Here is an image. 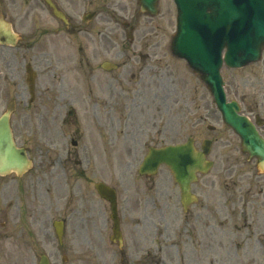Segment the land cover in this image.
Instances as JSON below:
<instances>
[{"label": "rangeland", "instance_id": "1", "mask_svg": "<svg viewBox=\"0 0 264 264\" xmlns=\"http://www.w3.org/2000/svg\"><path fill=\"white\" fill-rule=\"evenodd\" d=\"M80 4L82 5L81 12L93 9L96 11V15L90 22L84 24V31L79 36L76 33H71L69 29L57 33L51 28L50 32L41 37L42 40L50 41L52 47H57L55 50L51 47L46 48L49 52V61L46 64L48 68L40 65V72L46 74L47 72L62 71L72 75L71 78L76 77L77 73H81L85 69L78 64L80 54L77 49V40L89 41L90 44V40H96L99 46L98 64L100 65L105 59L113 60L120 65L123 63L122 67L111 71L114 77L123 78L126 76L130 86L145 90L140 100L136 99L130 104L124 99L119 100L111 110L115 120H129L140 126L138 153H131L125 157L116 155L113 159L112 182L120 193V206L126 205L127 208V217L123 221L125 236H129L133 232V223L128 214L139 216L147 213L151 216L152 203L147 205L145 200L155 190V193L159 191L161 194L160 198L164 204L166 219L157 222L156 228L150 222L153 218H148L145 221L144 231L150 232L145 246L148 252L147 264H153L155 258L161 254L168 264H182V253L185 255L187 264H258L254 253V240L249 234L252 231L253 208L251 195L248 192L252 186V175L256 167L254 162L245 159L242 155L239 138L231 130L224 133L226 126L222 122L220 112L206 84L185 60L172 54L171 40L177 24V9L174 0H159V13L155 16L138 15V0H96L94 3H90L91 7L87 1L80 2ZM38 6L44 8V13L50 20V27L57 26V22L49 14L45 4L40 3ZM21 9H24L21 0H16V2L14 0L0 1V11L5 12L7 17L15 15ZM125 19L132 23L133 20L138 22L133 38H128L126 35L128 29H125L122 24ZM34 20L40 21L42 24V19L39 16ZM31 29H33L32 26ZM58 45L62 48H59ZM73 45L76 46V49L72 47ZM125 45L126 50L123 51ZM121 49L122 53L118 55V51ZM24 65L20 67L22 77L19 80L21 86L17 90V95L12 89V83L10 85L3 78L4 76H0V113L4 111L7 103L3 96L9 92L8 98H14L17 101V109L12 117L15 125H18L17 121L25 116L31 121L30 125L34 126L35 137L31 138L34 134L29 135L25 132L23 136L18 135V142L23 144L22 140H24L31 146L34 143L42 145L44 140L50 141V139L44 125H40L43 128H39L41 131L44 129V133L42 132L40 135L36 133L37 120L40 118L38 112L41 111L40 100L36 98L33 102L29 101L30 93L27 91L24 81ZM98 72L101 74L105 70L99 66ZM263 74L264 55L259 61L242 68L224 67V79L230 81L234 87V80L248 82L247 85L237 88V93L229 91V98L241 97L245 93H249L248 98L254 97L251 95L255 88L254 79L263 76ZM142 75L143 79L141 80ZM78 87L83 91L84 87L81 84ZM155 91L158 94L156 101L154 100ZM78 92L80 95L84 94L79 90ZM114 92L118 94V86L114 87ZM108 97L109 95L103 94L98 101L99 114L103 118L107 116L105 101ZM208 102L210 122H203L202 118ZM74 107L79 112V118L82 119L83 105L75 102ZM142 120L152 125L149 127L150 133L145 130L148 124L140 122ZM208 123L214 125L216 129H209ZM116 130L118 131L116 136H123L121 130L124 128ZM189 136L195 139L198 147H201L204 138L211 137L215 140L210 155L215 161V166L210 172L202 174L194 184L193 190L199 194V202L193 205L185 215L180 202V188L170 169L163 165L153 178L147 179L138 173V167L150 145L181 142L187 140ZM124 145L126 144L118 143L115 147ZM118 152L119 150L116 148L115 154ZM43 164L42 162L41 165L35 167L41 168ZM232 165H234L233 170L237 175V181H230L225 175L227 171L224 168ZM103 177L100 174L97 176V178ZM142 180H146V182H142ZM150 199H153V196ZM235 199H241V203L237 207L224 205L226 200L233 201ZM223 206L227 216L222 215V222L218 223L217 220L215 223L217 210L222 209ZM208 209L213 216L209 231L211 240L209 250L204 251L200 246H197L194 237L197 229L202 225V219L198 218L197 212L208 211ZM67 212L70 217L67 214L64 216L68 221L69 228L65 232L63 240L69 248L67 250L68 264L101 263L103 260H97L93 255L96 253L94 247L91 249L96 238L90 240V232L84 229L85 224L84 220L79 217L80 213L77 211ZM57 217L56 214L52 215L51 221L46 223L50 231V240L49 245H44V251L48 253L53 264H60L63 254L58 249V241L53 227V221ZM99 227L108 231L106 224L101 227L99 222ZM188 232L191 235L189 241L185 239ZM109 241L106 238V242L109 243ZM165 241L171 243L170 249L163 250ZM36 243L34 245V264H38L39 254L42 252L37 241ZM107 245L109 247L107 246L102 256L104 264L132 263V257L129 258V262L128 257L120 255L115 250L116 246ZM161 245L162 250L160 249ZM20 260V256L6 252L0 243V264H18ZM157 264L164 263L162 259H158Z\"/></svg>", "mask_w": 264, "mask_h": 264}, {"label": "flooded vegetation", "instance_id": "2", "mask_svg": "<svg viewBox=\"0 0 264 264\" xmlns=\"http://www.w3.org/2000/svg\"><path fill=\"white\" fill-rule=\"evenodd\" d=\"M21 1L24 9L9 17L14 31L18 32L20 37L15 45H0V76H4L3 78L10 85L12 83V89L17 95V90L21 86L19 80L22 77L20 67L25 64L24 81L27 91L30 93L29 101L33 102L36 98L40 100L41 111L38 112L40 118L37 120L36 133L39 135L42 132L44 133V129L39 130V128H43L40 125H44L50 141L44 140L42 145L34 143L31 146L22 140L23 144H20V146L26 148L29 157L33 160L34 167L22 176L14 173L0 175V243L4 246L6 252L21 257L18 264H34V245L36 241L39 248L42 249L41 254L45 252L44 245H49L50 231L46 223L51 221V216L58 215L54 221L63 223L65 234L69 224L64 214L68 215L67 211H77V213H80L79 217L84 220V229L90 232V240L96 238V242L91 249L94 247L96 250L93 255L97 260H103L97 264H104L102 256L108 246L107 244L116 246L117 249L115 250L120 255L128 257L129 262V258L132 257V263L128 264H147L148 252L145 246L150 232L144 231L145 221L148 218H153L150 222L156 228L158 226L157 222L166 219L164 204L161 201L159 191L157 194L154 190L145 200L147 205L152 203L151 216L147 213L139 216L128 214L133 223V232L129 236H125L123 233V244L120 247L118 242L110 240L109 228L110 226L112 228L110 203L96 189V184L100 181L116 188L118 213L123 226V221L127 217V208L122 203V206H120V193L117 186L112 182L113 159L116 155L125 157L131 153H138L137 144L140 142L138 138L140 126L129 120H115L111 110L119 100L124 99L129 104L136 99L140 100L145 90L130 86L126 76L116 78L111 71L101 74L98 72V67L102 68V63L109 59L103 60L100 65L98 64L99 46L96 40H90L91 44L89 41L77 40V49L80 54L78 64L82 68L85 67V69L81 73H77L76 77L71 78L72 75L62 71L47 72L46 74L40 72V65L48 68L46 64L49 61V52L46 48L51 47L55 50L57 47H52L50 41L42 40L41 37L47 34L51 28L57 33L69 29L71 33L81 35L84 31V22L80 11L82 6L80 2L87 1L91 5L90 3H94L96 0H54L66 17L60 20L54 14H51L55 18L54 21L57 22L55 27H50V20L44 13V8L38 6L40 3L42 4V0ZM37 16L42 19V26H37L35 23L31 25L30 22L32 20L36 22L34 19ZM134 23L138 25V22L134 21ZM31 26L33 29L30 30ZM129 26L134 25L129 24ZM72 47L76 49L75 45ZM59 48H62V46ZM125 50L126 45L123 51ZM121 53L122 49L118 51V55ZM27 65L34 73L32 79L33 93H31L28 84ZM122 65L123 63L121 65L117 64L118 68ZM140 79H143V75ZM234 83L235 87L230 81H226L228 92L237 93V88L241 85H247L248 82L234 80ZM253 83L255 88H253L254 91L251 92V95H254V97L248 98L249 93H245L243 97H240L242 110L257 125L262 123L261 126H258V129L264 136V116L261 117L262 114L264 115V74L255 78ZM79 84L84 87L83 91L79 89ZM115 86H118V94L114 92ZM78 90L84 94L80 95ZM8 94L9 92L3 96L7 101L6 104L15 101L17 109L16 99L8 98ZM103 94L109 95L105 101L106 118L100 116L98 108L99 98ZM157 98L158 94L155 91L154 100L156 101ZM75 102L83 105V110H81L83 113L82 119L79 118V112L74 107ZM63 107L66 108L63 110ZM258 115H260V118H257ZM209 118L210 108L208 102L202 121H209ZM140 122L148 124L145 130L150 133L149 127L152 125L144 120ZM30 123L31 121L26 119L25 116L17 121L18 125H15L13 120L11 121L16 139L19 134L20 136L25 135V132L29 135L34 134L31 138L35 137L34 126ZM117 128H124V130H121L123 136H116ZM228 130L231 129L226 127L224 133ZM118 143H125L126 145L115 147ZM116 148L119 152L115 154ZM242 155L245 159L253 161L247 154L242 153ZM254 160L256 168L252 175V186L248 189L253 208L252 231L249 234L252 235L254 240L256 262L261 264L264 262V171L258 169L256 159L254 158ZM42 162L44 163L43 167H35L41 165ZM233 167L234 165L226 166L224 168L227 171L225 175L230 181H237V175H235ZM99 174L104 177L97 178ZM150 178H153V176ZM142 182H146V180H142ZM152 196L153 199H150ZM240 203L241 199L226 200L224 205L226 207L231 205L237 207ZM197 213L198 218L202 219V225L197 229L194 241L202 250H209L211 240L209 231L213 216L210 214V209ZM222 215L227 216L224 212V206L222 209L217 210L215 223L217 220L218 223L222 222ZM68 217L70 216L68 215ZM99 222L101 227L106 224L108 231L100 228ZM140 224L143 226L140 227ZM106 238L110 240L109 243L106 242ZM190 238L191 235L188 232L185 239L189 241ZM58 249L66 254L69 248L63 241L58 244ZM160 249L162 250V245ZM158 259H162V254L155 258L153 264H157Z\"/></svg>", "mask_w": 264, "mask_h": 264}, {"label": "water", "instance_id": "3", "mask_svg": "<svg viewBox=\"0 0 264 264\" xmlns=\"http://www.w3.org/2000/svg\"><path fill=\"white\" fill-rule=\"evenodd\" d=\"M175 1L178 7V32L173 39V52L186 58L195 72L207 83L225 122L242 137L243 150L257 156L259 167L264 169V138L245 116L238 113L240 108L236 101H226L220 75L224 45L228 46L226 61L231 66H243L260 57L264 47V0ZM157 2L158 0H140L142 10L151 14L157 13ZM230 26L231 33L224 38L221 31H224V27L228 31ZM14 40L15 34L10 24L1 16L0 42L13 43ZM13 109L12 102L0 116V173L15 172L22 175L31 167L32 162L26 150L18 147L14 141L10 127ZM209 150V141L205 143L203 151H198L193 140L163 148L151 147L140 172L154 173L160 164H167L181 186L182 203L187 207L196 200L191 192V183L197 179V172H206L212 166V162L205 156ZM97 188L112 202L113 239H121L116 194L111 190L109 196L110 192H107L104 183L98 184ZM58 231L61 238L60 230ZM40 264H50L46 255L42 256Z\"/></svg>", "mask_w": 264, "mask_h": 264}, {"label": "bare ground", "instance_id": "4", "mask_svg": "<svg viewBox=\"0 0 264 264\" xmlns=\"http://www.w3.org/2000/svg\"><path fill=\"white\" fill-rule=\"evenodd\" d=\"M171 248V243L170 242H164L163 243V250H167V249H170ZM181 257L183 258V254L181 255ZM162 262L164 263V264H168V262L166 261V259L163 257L162 258ZM182 264H184V262H182Z\"/></svg>", "mask_w": 264, "mask_h": 264}]
</instances>
